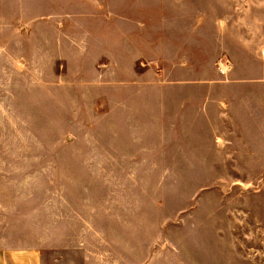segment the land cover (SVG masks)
Segmentation results:
<instances>
[{
	"label": "rangeland",
	"instance_id": "374dc122",
	"mask_svg": "<svg viewBox=\"0 0 264 264\" xmlns=\"http://www.w3.org/2000/svg\"><path fill=\"white\" fill-rule=\"evenodd\" d=\"M244 12L264 0H0V219L59 223L70 264H264V207L229 202Z\"/></svg>",
	"mask_w": 264,
	"mask_h": 264
},
{
	"label": "crops",
	"instance_id": "0c3cea01",
	"mask_svg": "<svg viewBox=\"0 0 264 264\" xmlns=\"http://www.w3.org/2000/svg\"><path fill=\"white\" fill-rule=\"evenodd\" d=\"M227 132L230 207H264V14L229 17ZM19 217L0 219V264H70L60 253L71 250V240L59 234V223L45 240L36 218Z\"/></svg>",
	"mask_w": 264,
	"mask_h": 264
}]
</instances>
